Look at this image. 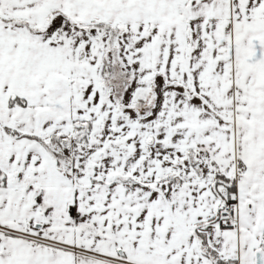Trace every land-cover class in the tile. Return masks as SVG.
<instances>
[{"label":"snow or ice","instance_id":"1","mask_svg":"<svg viewBox=\"0 0 264 264\" xmlns=\"http://www.w3.org/2000/svg\"><path fill=\"white\" fill-rule=\"evenodd\" d=\"M0 264H264V0H0Z\"/></svg>","mask_w":264,"mask_h":264}]
</instances>
